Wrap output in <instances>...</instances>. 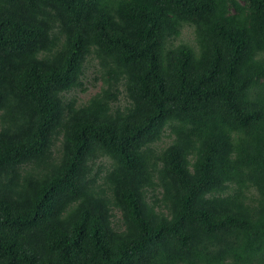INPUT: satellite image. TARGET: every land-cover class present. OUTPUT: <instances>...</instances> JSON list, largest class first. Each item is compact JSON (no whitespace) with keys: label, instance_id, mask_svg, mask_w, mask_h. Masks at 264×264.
Here are the masks:
<instances>
[{"label":"trees","instance_id":"obj_1","mask_svg":"<svg viewBox=\"0 0 264 264\" xmlns=\"http://www.w3.org/2000/svg\"><path fill=\"white\" fill-rule=\"evenodd\" d=\"M0 264H264V0H0Z\"/></svg>","mask_w":264,"mask_h":264},{"label":"rangeland","instance_id":"obj_2","mask_svg":"<svg viewBox=\"0 0 264 264\" xmlns=\"http://www.w3.org/2000/svg\"><path fill=\"white\" fill-rule=\"evenodd\" d=\"M189 37H191V34L189 33ZM84 86L86 87V90L83 91L81 89L76 90L72 95L75 96L78 99V102L80 104L86 103L88 99L100 91L102 87V79H101V72L99 70V66L97 64V61H94L93 64L89 63V68L87 69V76L84 78ZM122 103H124V97L121 96ZM119 213H117V216L119 217Z\"/></svg>","mask_w":264,"mask_h":264}]
</instances>
